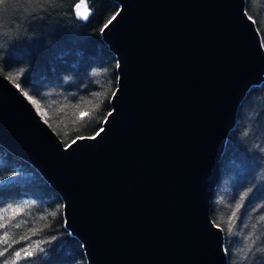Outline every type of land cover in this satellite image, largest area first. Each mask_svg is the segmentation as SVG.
Instances as JSON below:
<instances>
[{"label":"water","instance_id":"water-1","mask_svg":"<svg viewBox=\"0 0 264 264\" xmlns=\"http://www.w3.org/2000/svg\"><path fill=\"white\" fill-rule=\"evenodd\" d=\"M114 1L100 135L64 144L0 74V145L59 194L87 264H227L209 199L237 108L264 81L254 20L245 0Z\"/></svg>","mask_w":264,"mask_h":264},{"label":"trees","instance_id":"trees-1","mask_svg":"<svg viewBox=\"0 0 264 264\" xmlns=\"http://www.w3.org/2000/svg\"><path fill=\"white\" fill-rule=\"evenodd\" d=\"M78 2L8 0L0 9V74H20L19 80L8 79L38 102L64 144L102 127L117 86L116 58L100 30L118 4L85 0L90 15L84 20L75 16ZM245 11L264 47V0H245ZM82 111L92 114L80 121ZM9 205L28 207L0 235L8 231L9 243L21 236L30 239L13 244L0 264L30 244L33 256L24 259L22 253L18 264H87L81 243L64 227L59 194L28 162L0 145V208ZM209 214L223 231L227 264H264V81L251 87L237 108Z\"/></svg>","mask_w":264,"mask_h":264},{"label":"snow or ice","instance_id":"snow-or-ice-1","mask_svg":"<svg viewBox=\"0 0 264 264\" xmlns=\"http://www.w3.org/2000/svg\"><path fill=\"white\" fill-rule=\"evenodd\" d=\"M8 2V0H0V9L3 8V6ZM83 9V10H82ZM75 16L78 19H88V16L90 15L87 4L85 2V0H80L79 3L75 4ZM114 18V17H113ZM249 19H251V17H249ZM108 23H111V21H109ZM108 24L104 25V28H107ZM103 28L101 29V32H103ZM19 73L10 75L8 78L9 79H16L19 80ZM18 90L20 89V84L17 83L16 84ZM22 94L25 96L26 99L29 100L30 103H32L35 107H36V111L37 114H40V107L38 105V102L33 99V97L31 95H29V93L27 91H22ZM113 95H115V93H113ZM78 107V105H77ZM95 110V109H94ZM93 110V111H94ZM91 112L90 111H82L79 113V117L78 119L80 121H83L85 118H89L91 116ZM109 116L111 115V113L108 114ZM107 118H105V122H106ZM45 123H47V120H45ZM103 131V128H101L99 131H97L95 133L94 136H90V137H77L76 140L79 139H95L96 136H99L100 133ZM76 140H73L72 143H76ZM27 205H19V206H12L9 205L7 208H0V229H5L7 227H9V225L11 224V222L13 220H15V217L22 214L25 211V208H27ZM11 212L12 216L8 217L5 214ZM7 221V222H5ZM16 228L21 227L20 223H16L14 225ZM217 227H219L217 225ZM33 234H35V231L33 232ZM9 232L8 231H4L2 235H0V244L5 245V247H3L2 249H0V257H5L6 253L9 252L10 249H12L13 244H17L20 243V240H24V239H30V237H26V236H21L20 240H15L13 239L11 243H9ZM36 248H39V243L36 244L35 246ZM40 251H43L42 248L39 249ZM35 251V248H33V246L30 244L28 247H24V248H20L18 250H15L12 253V256L10 259H5L3 261V264H18V261L21 259L22 257V253H23V258L24 259H29L33 256ZM224 251L227 253V249H224Z\"/></svg>","mask_w":264,"mask_h":264},{"label":"rangeland","instance_id":"rangeland-1","mask_svg":"<svg viewBox=\"0 0 264 264\" xmlns=\"http://www.w3.org/2000/svg\"><path fill=\"white\" fill-rule=\"evenodd\" d=\"M33 105V104H32ZM34 106V105H33ZM34 108H35V110H36V107L34 106ZM40 117L42 118V119H44V114H43V112L41 111V109H40ZM62 201V200H61Z\"/></svg>","mask_w":264,"mask_h":264},{"label":"bare ground","instance_id":"bare-ground-1","mask_svg":"<svg viewBox=\"0 0 264 264\" xmlns=\"http://www.w3.org/2000/svg\"><path fill=\"white\" fill-rule=\"evenodd\" d=\"M228 136V135H227ZM227 139V138H226Z\"/></svg>","mask_w":264,"mask_h":264}]
</instances>
